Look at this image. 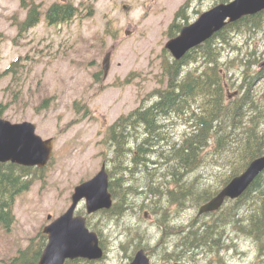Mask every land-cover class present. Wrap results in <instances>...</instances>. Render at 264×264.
Masks as SVG:
<instances>
[{
    "label": "rangeland",
    "instance_id": "rangeland-1",
    "mask_svg": "<svg viewBox=\"0 0 264 264\" xmlns=\"http://www.w3.org/2000/svg\"><path fill=\"white\" fill-rule=\"evenodd\" d=\"M22 1L0 0V110L4 109L0 116L11 123L35 124L37 134L45 140L53 138L55 147L48 167L35 171L38 177L31 189L17 197L15 223L9 230L0 225V264L17 256L32 238L65 213L75 187L97 175L103 163L111 170L106 131L122 115L149 106L155 101L150 94L165 86L162 63L166 54L173 59L165 45L173 38L168 31L178 10L189 1L187 20L179 21L185 25L223 3L26 0L42 5L43 12L54 3L74 4L79 15L54 26L42 19L36 27L20 34L18 25L27 15ZM260 37L251 45L264 51ZM244 40L238 37L237 46L244 47ZM107 53H112V62L104 82L102 62ZM232 54L227 50L226 55ZM17 60V72L3 75ZM235 71L233 79H227L228 94L237 92L241 84V76ZM171 131L180 138L185 126L178 121ZM203 171L202 186L214 185L211 182L215 173ZM221 179L218 176L215 182ZM133 201L134 210L122 215L111 210L88 215L86 205H80L78 214L87 217L88 226L100 233L105 244L106 257L96 264H129L137 245L150 250L152 264H264L251 239L229 233V229L227 239L214 252L208 248L191 250L185 244L177 249L175 244L183 243L192 223L199 227L212 222L214 215L198 216L199 209L172 206L168 225L182 231L163 237L165 227L158 220L161 222L164 215L140 209L139 201ZM174 252L183 256L175 258L171 255Z\"/></svg>",
    "mask_w": 264,
    "mask_h": 264
},
{
    "label": "trees",
    "instance_id": "trees-1",
    "mask_svg": "<svg viewBox=\"0 0 264 264\" xmlns=\"http://www.w3.org/2000/svg\"><path fill=\"white\" fill-rule=\"evenodd\" d=\"M188 4L189 1L176 13L168 31L170 36L180 32L182 18L187 20ZM22 8L28 14L19 25L20 34L35 27L42 17L40 5L35 2L23 0ZM78 14L73 4L55 3L45 16L50 25H57L70 22ZM238 37L246 39L245 48L237 46ZM259 37L264 40V12L229 24L182 61L165 55L161 72L165 86L150 94L155 101L122 115L106 131L105 142L111 154L109 189L115 200L112 212L122 215L134 210L135 199L139 201L138 208L164 215L161 222L158 220L165 227L163 237L180 234L181 228L168 225L172 206L199 209L253 160L264 156V51L251 45ZM227 50L233 54L226 55ZM19 63L20 60L12 63L3 75L16 73ZM235 70L241 84L238 95L231 98L227 79H233ZM3 113L1 109L0 115ZM178 121L185 126L180 138L171 131ZM206 169L215 173L211 182L214 185L202 186L201 173ZM35 171L42 172L0 163V225L4 228L9 230L15 223L16 199L31 189L38 177ZM218 176L222 179L215 182ZM231 203L213 213L212 222L199 227L192 223L183 243L175 244L177 249L185 244L191 250L208 248L214 252L227 239L229 229V233L251 239L264 253V174ZM100 239L105 250L101 235ZM46 244L47 237L41 232L3 264H39ZM141 248L137 245L134 252ZM142 249L150 254L149 249ZM171 255L183 256L176 252ZM67 264L96 262L78 260Z\"/></svg>",
    "mask_w": 264,
    "mask_h": 264
},
{
    "label": "water",
    "instance_id": "water-1",
    "mask_svg": "<svg viewBox=\"0 0 264 264\" xmlns=\"http://www.w3.org/2000/svg\"><path fill=\"white\" fill-rule=\"evenodd\" d=\"M263 11L264 0H233L219 4L201 14L195 22L183 27L177 37L167 42L166 49L176 61H181L228 24ZM110 66L111 53H108L103 62L105 78ZM53 151L54 139L44 140L37 135L35 124H13L0 117V163L45 169L52 159ZM263 173L264 156L253 160L242 174L233 178L218 195L202 205L198 216L217 212L227 200L242 197ZM109 183L107 166L104 164L94 178L75 188L70 208L43 230L48 242L39 264H66L67 261L79 259L99 261L104 258L105 252L98 233L88 228L86 217L75 214L83 201L89 215L111 210L114 200L109 191ZM51 219L52 216L49 215L48 220ZM131 264H151V261L141 249Z\"/></svg>",
    "mask_w": 264,
    "mask_h": 264
},
{
    "label": "flooded vegetation",
    "instance_id": "flooded-vegetation-1",
    "mask_svg": "<svg viewBox=\"0 0 264 264\" xmlns=\"http://www.w3.org/2000/svg\"><path fill=\"white\" fill-rule=\"evenodd\" d=\"M104 164V163H103ZM82 204H85L84 202ZM84 215V214H83ZM264 263V254L259 255L258 257Z\"/></svg>",
    "mask_w": 264,
    "mask_h": 264
},
{
    "label": "bare ground",
    "instance_id": "bare-ground-1",
    "mask_svg": "<svg viewBox=\"0 0 264 264\" xmlns=\"http://www.w3.org/2000/svg\"><path fill=\"white\" fill-rule=\"evenodd\" d=\"M260 251V250H259ZM261 254H264V253H261Z\"/></svg>",
    "mask_w": 264,
    "mask_h": 264
}]
</instances>
